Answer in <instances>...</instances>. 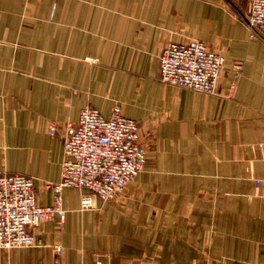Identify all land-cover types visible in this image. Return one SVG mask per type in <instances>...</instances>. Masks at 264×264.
<instances>
[{"label":"crops","instance_id":"crops-1","mask_svg":"<svg viewBox=\"0 0 264 264\" xmlns=\"http://www.w3.org/2000/svg\"><path fill=\"white\" fill-rule=\"evenodd\" d=\"M246 16L247 0H0V176L49 205L85 106H119L146 151L111 202L62 191L64 223L31 229L60 255L0 249V264H264V39ZM190 40L225 58L213 95L160 80L162 50Z\"/></svg>","mask_w":264,"mask_h":264},{"label":"built area","instance_id":"built-area-1","mask_svg":"<svg viewBox=\"0 0 264 264\" xmlns=\"http://www.w3.org/2000/svg\"><path fill=\"white\" fill-rule=\"evenodd\" d=\"M246 24L251 38L264 39V0H247ZM159 67L161 82L213 95L225 70V58L204 43L190 40L168 44L160 54ZM231 73L230 93L242 73V64H233ZM55 130L50 126L51 135ZM145 162L139 126L125 118L119 106L112 109L108 118L85 106L78 122L66 126L60 181L44 185L53 194L49 205L37 204L31 178L19 174L0 176V249L49 248L60 255L63 250L60 245L38 241L31 229L41 222H52L55 217L59 227L64 223L62 191L65 188L87 190L81 206L83 210L93 209L95 199L105 203L120 196L142 171Z\"/></svg>","mask_w":264,"mask_h":264},{"label":"rangeland","instance_id":"rangeland-1","mask_svg":"<svg viewBox=\"0 0 264 264\" xmlns=\"http://www.w3.org/2000/svg\"><path fill=\"white\" fill-rule=\"evenodd\" d=\"M247 25V24H246Z\"/></svg>","mask_w":264,"mask_h":264}]
</instances>
